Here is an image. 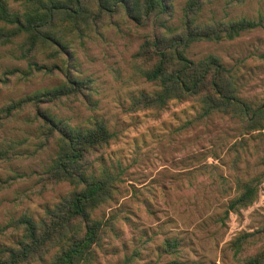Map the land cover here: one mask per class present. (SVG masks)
I'll use <instances>...</instances> for the list:
<instances>
[{"label": "rangeland", "instance_id": "obj_1", "mask_svg": "<svg viewBox=\"0 0 264 264\" xmlns=\"http://www.w3.org/2000/svg\"><path fill=\"white\" fill-rule=\"evenodd\" d=\"M7 1L14 11H25L19 0ZM186 1H172L175 24ZM262 14L264 0H213L204 6L201 18L258 19ZM59 26L67 47L59 55L53 53L54 46L43 45L26 59L20 43L0 45V78L5 80L0 82V110L12 99L62 84L67 73L87 81L82 93L50 106L72 125L86 127L101 118L114 132L107 145L92 152L89 173L100 176L105 165L120 176L114 197L94 215L114 221L115 230L107 229L88 264H123L128 258L132 264H169L175 255L164 249L166 238L180 241L181 258L190 264H242L263 249L264 177L256 200L221 221L239 193V180L264 173L261 131L247 130L230 114L195 120L201 105L194 99H174L162 109L133 106V98L159 88L143 75L146 65L137 55L155 31L152 24L136 23L121 9L96 24H71L61 17ZM262 52L263 26L233 39L196 41L187 49L193 60L216 54L234 67L241 94L254 102L264 100ZM31 61L44 69L23 75ZM28 112L0 125V147L8 139L24 141L16 147L20 154L0 160L1 225L24 213L39 219L74 190L69 181L41 179L58 147L54 141L39 149L41 131L28 121ZM243 232L254 233L252 243L236 255L231 243ZM20 234H0V245L13 244ZM56 251L31 264L49 262Z\"/></svg>", "mask_w": 264, "mask_h": 264}, {"label": "trees", "instance_id": "obj_2", "mask_svg": "<svg viewBox=\"0 0 264 264\" xmlns=\"http://www.w3.org/2000/svg\"><path fill=\"white\" fill-rule=\"evenodd\" d=\"M24 12L14 11L7 0H0V45L20 43L22 57H32L41 46H54L59 55L67 49L61 42L60 18L69 23L96 24L105 14L126 11L130 19L143 26L149 23L155 31L142 43L138 56L147 80L157 82L153 92H142L133 98V106L164 108L174 100L194 99L200 103L195 120L207 119L215 113L230 114L240 118L247 130H260L264 139V100L254 102L241 94L238 72L226 66L219 56L209 54L197 60L189 58L187 49L201 40L221 41L233 39L243 31L264 27V14L258 19L240 17L220 20L202 19L204 6L213 0H187L180 22L175 15L173 0H19ZM242 1V0H237ZM264 59V52L260 54ZM57 66V65H56ZM45 66L31 61L23 75L42 71ZM17 70L11 72L15 73ZM65 81L53 88L39 90L24 97L12 99L0 112V125L29 110L28 121L37 124L43 141L39 149L56 142L57 153L41 179L69 181L74 190L39 219L24 213L5 225L0 224V234L7 236L21 232L10 245H0V264H31L44 261L53 249L57 251L45 264H88L95 256V248L107 229L115 230V223L94 216L96 210L110 201L117 190L119 174L105 165L101 175L92 168V152L109 143L114 136L106 122L95 118L89 126H75L51 112L53 102L78 95L87 87L86 80L66 74ZM0 82H5L0 78ZM42 102L47 104L42 105ZM24 144L8 139L0 147V160L12 159L20 154L17 146ZM264 173L258 177L239 180V193L234 197L222 222L230 211H238L254 202ZM12 179V178H10ZM6 181H3L5 183ZM253 232L239 234L231 243L236 255L252 243ZM164 249L175 257L169 264H190L181 258L180 241L166 238ZM123 264H132L129 258ZM191 264H199L193 262ZM242 264H264V248L250 255Z\"/></svg>", "mask_w": 264, "mask_h": 264}]
</instances>
